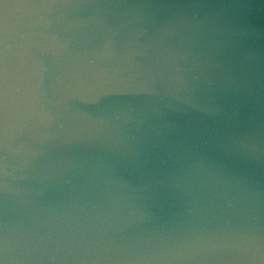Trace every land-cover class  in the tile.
Instances as JSON below:
<instances>
[{"label": "water", "instance_id": "1", "mask_svg": "<svg viewBox=\"0 0 264 264\" xmlns=\"http://www.w3.org/2000/svg\"><path fill=\"white\" fill-rule=\"evenodd\" d=\"M0 264H264V0H0Z\"/></svg>", "mask_w": 264, "mask_h": 264}]
</instances>
